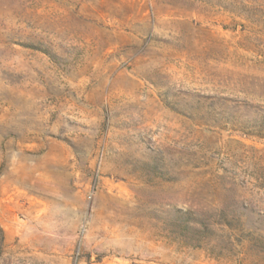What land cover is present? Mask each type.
Instances as JSON below:
<instances>
[{
    "label": "rangeland",
    "instance_id": "374dc122",
    "mask_svg": "<svg viewBox=\"0 0 264 264\" xmlns=\"http://www.w3.org/2000/svg\"><path fill=\"white\" fill-rule=\"evenodd\" d=\"M263 113L264 0H0V264H264Z\"/></svg>",
    "mask_w": 264,
    "mask_h": 264
},
{
    "label": "trees",
    "instance_id": "16d2710c",
    "mask_svg": "<svg viewBox=\"0 0 264 264\" xmlns=\"http://www.w3.org/2000/svg\"><path fill=\"white\" fill-rule=\"evenodd\" d=\"M260 125L264 130V113L260 117ZM263 136H264V131H263ZM180 228L182 231L187 232L188 234H191V235H193L199 231V230H197V228L195 226L189 225V222L186 218L184 220L182 219V224L180 225ZM192 238H194V237H192Z\"/></svg>",
    "mask_w": 264,
    "mask_h": 264
}]
</instances>
